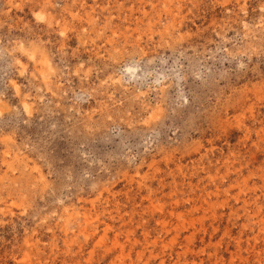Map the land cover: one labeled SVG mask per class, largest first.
Here are the masks:
<instances>
[{"label":"rangeland","instance_id":"obj_1","mask_svg":"<svg viewBox=\"0 0 264 264\" xmlns=\"http://www.w3.org/2000/svg\"><path fill=\"white\" fill-rule=\"evenodd\" d=\"M0 264H264V0H0Z\"/></svg>","mask_w":264,"mask_h":264},{"label":"bare ground","instance_id":"obj_2","mask_svg":"<svg viewBox=\"0 0 264 264\" xmlns=\"http://www.w3.org/2000/svg\"><path fill=\"white\" fill-rule=\"evenodd\" d=\"M88 222V221H87ZM87 224V223H86ZM91 224V223H90ZM105 232H106V230H105ZM106 236V235H105ZM122 253V252H121Z\"/></svg>","mask_w":264,"mask_h":264}]
</instances>
